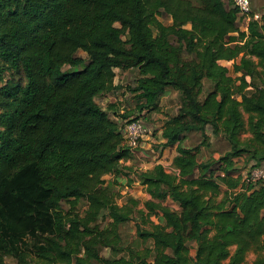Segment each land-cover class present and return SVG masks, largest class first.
Segmentation results:
<instances>
[{
  "label": "trees",
  "instance_id": "obj_1",
  "mask_svg": "<svg viewBox=\"0 0 264 264\" xmlns=\"http://www.w3.org/2000/svg\"><path fill=\"white\" fill-rule=\"evenodd\" d=\"M262 13L244 32L232 0H0V264H264V184L248 179L264 161ZM120 70L140 114L178 96L160 131L171 169L137 173L141 204L116 189L131 149L109 112H129L96 101ZM207 127L226 150L200 159Z\"/></svg>",
  "mask_w": 264,
  "mask_h": 264
},
{
  "label": "rangeland",
  "instance_id": "obj_2",
  "mask_svg": "<svg viewBox=\"0 0 264 264\" xmlns=\"http://www.w3.org/2000/svg\"><path fill=\"white\" fill-rule=\"evenodd\" d=\"M228 1V0H226ZM252 6L254 9L261 10L264 12V0H251ZM159 19L164 24H169L171 22V19L168 15L165 13H162L159 17ZM77 55L82 56L86 58L85 52L82 50H78ZM231 69L232 61H227L224 63ZM63 69H72L68 65H64ZM229 73L231 75H235L231 70H229ZM116 85H119V88H115L113 90L116 91V96L109 95V94H100L96 101L98 104L106 108L108 103H117L116 106V113L119 115H123L126 112L128 113L127 118H121L119 116H116V121L118 122L119 126L123 127L124 122L128 119L134 118L142 120L147 127L149 128V132L143 136V138L139 141V144L137 147L133 148L131 151L132 158L129 159V164L131 165L129 169H126L123 167V172L118 176V179H120V182H118L117 190L119 191V194L121 195L120 198H118V202L121 203L125 197L128 196H135L140 200V204L145 199V191L143 186L139 183L137 173L140 170L148 169V167H152L155 161L161 160L163 162V165L167 167V169H170L169 167L171 164L169 163L170 156L172 154V151L174 150V147H166L164 149H160V131L162 128V125L167 118V116L174 114L178 107V96L176 91L168 90L166 94H163L159 98V109L151 112H141L136 108L137 100L133 97L132 92L128 89V87H131L134 82L133 75L130 72L122 71L120 70L117 76V79L115 80ZM207 82L204 83V89H207ZM109 95V96H108ZM111 96V97H110ZM110 97V98H109ZM110 99V100H108ZM110 117H113L112 111L109 112ZM206 134L207 138L204 140L202 145H200V159H205L209 156L218 157L221 153H223L226 150V142L221 140L220 138L213 137L210 133L209 127L206 128ZM191 139H197L196 137H192ZM196 141H199L196 140ZM192 140L187 141L188 143H191ZM197 143V142H194ZM209 144V145H206ZM246 160V155L242 154L241 156L236 158L237 166L243 167ZM252 161L245 164V168L241 170L242 175L245 176L246 172L250 170V166L252 165ZM260 166L264 169V161L260 164ZM126 173V174H124ZM112 177L110 175H105V179H111ZM220 197L217 198L219 200ZM168 204L171 208L177 209L178 205L175 202H172L170 200H167L165 202ZM85 209V202L82 200L80 201L78 205L79 212H82ZM135 225L136 221L131 220L127 222L123 227V237L129 241L135 234ZM190 245V252L193 255L195 252V243L189 242ZM233 249V248H232ZM101 254L104 256L109 255V250L107 248H103L101 251ZM254 258V253L249 252L246 256V261L248 264H251L252 259ZM4 260L6 264H18L17 261L11 257L6 256L4 257ZM227 264V261L224 262ZM26 264H37L32 259H29Z\"/></svg>",
  "mask_w": 264,
  "mask_h": 264
},
{
  "label": "built area",
  "instance_id": "obj_3",
  "mask_svg": "<svg viewBox=\"0 0 264 264\" xmlns=\"http://www.w3.org/2000/svg\"><path fill=\"white\" fill-rule=\"evenodd\" d=\"M232 4L238 10V28L241 31L247 32L250 22L254 21L257 24L262 22V11L254 9L251 0H232ZM149 132L147 125L140 119L131 118L124 122L122 133L124 142L131 149L138 146L139 141ZM171 169V168H170ZM169 169V170H170ZM248 179L253 181L261 180L264 184V169L261 166L253 167L250 170Z\"/></svg>",
  "mask_w": 264,
  "mask_h": 264
},
{
  "label": "crops",
  "instance_id": "obj_4",
  "mask_svg": "<svg viewBox=\"0 0 264 264\" xmlns=\"http://www.w3.org/2000/svg\"><path fill=\"white\" fill-rule=\"evenodd\" d=\"M116 79H117V78H116ZM116 79H115V80H116ZM114 83H116V81H114ZM106 94H109V95L111 94V95H113V96H116V91H114V92L112 91V92L104 93V95H106ZM109 95H108V96H109ZM110 97H111V96H110ZM110 97H109V98H110ZM108 100H110V99H108ZM116 106H117V103H116ZM113 117H114V119H116L115 116H113ZM192 137H194V135H192L191 138H192ZM198 139H199V138H197V139H192V140L196 141V140H198ZM163 149H164V148H163ZM174 154H175V147H174V150L172 151V154H171L170 159H169V163H170V164H171V162H172V158H173ZM130 158H132V155H131L130 157L124 159V160H121V161H120V165H121L122 167H125L126 169H129L130 166H131V165H128V164H129L128 162H129V159H130ZM155 163H161V164L163 165V162H162L161 160L155 161L154 164H155ZM163 166H164V165H163ZM164 167H165V166H164ZM148 168H149V167H148ZM165 168L167 169V167H165ZM169 168H171V166H170ZM167 170H169V169H167ZM119 181H120V179H119ZM145 198H148V195H147L146 193H145Z\"/></svg>",
  "mask_w": 264,
  "mask_h": 264
}]
</instances>
